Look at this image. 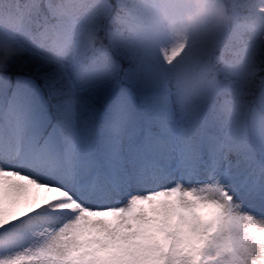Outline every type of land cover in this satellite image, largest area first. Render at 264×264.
I'll return each mask as SVG.
<instances>
[{
	"label": "snow or ice",
	"instance_id": "1",
	"mask_svg": "<svg viewBox=\"0 0 264 264\" xmlns=\"http://www.w3.org/2000/svg\"><path fill=\"white\" fill-rule=\"evenodd\" d=\"M224 3L0 0V264H264V0Z\"/></svg>",
	"mask_w": 264,
	"mask_h": 264
},
{
	"label": "clouds",
	"instance_id": "2",
	"mask_svg": "<svg viewBox=\"0 0 264 264\" xmlns=\"http://www.w3.org/2000/svg\"><path fill=\"white\" fill-rule=\"evenodd\" d=\"M184 3L186 8L182 20L179 22H174L166 17L163 11L156 14L158 19L166 23L168 30L174 36H180L185 31L195 34L198 30H202L209 20H211L212 26H217L226 18L223 14L224 0H184ZM15 51L8 45H4L0 59L14 54Z\"/></svg>",
	"mask_w": 264,
	"mask_h": 264
}]
</instances>
